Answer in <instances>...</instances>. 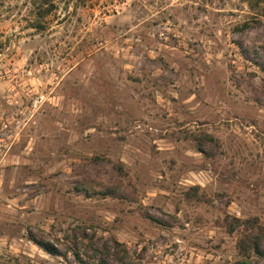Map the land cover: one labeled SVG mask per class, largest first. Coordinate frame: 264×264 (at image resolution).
Instances as JSON below:
<instances>
[{"label":"rangeland","instance_id":"374dc122","mask_svg":"<svg viewBox=\"0 0 264 264\" xmlns=\"http://www.w3.org/2000/svg\"><path fill=\"white\" fill-rule=\"evenodd\" d=\"M112 239L264 264L263 0H0V264Z\"/></svg>","mask_w":264,"mask_h":264},{"label":"trees","instance_id":"16d2710c","mask_svg":"<svg viewBox=\"0 0 264 264\" xmlns=\"http://www.w3.org/2000/svg\"><path fill=\"white\" fill-rule=\"evenodd\" d=\"M199 150H201V147H199ZM34 242L51 255H61L56 245L49 240H38ZM237 247L241 252L247 249H253L259 252L260 248L258 241H248L246 243L242 239L237 242ZM87 248L90 252H81L80 250L74 252L75 259L79 264H122L124 261L123 253H127L124 244L116 239L108 240L101 244L91 243Z\"/></svg>","mask_w":264,"mask_h":264},{"label":"water","instance_id":"95a60500","mask_svg":"<svg viewBox=\"0 0 264 264\" xmlns=\"http://www.w3.org/2000/svg\"><path fill=\"white\" fill-rule=\"evenodd\" d=\"M234 264H252V263L245 261V260H239V261L235 262Z\"/></svg>","mask_w":264,"mask_h":264},{"label":"built area","instance_id":"2783aa9c","mask_svg":"<svg viewBox=\"0 0 264 264\" xmlns=\"http://www.w3.org/2000/svg\"><path fill=\"white\" fill-rule=\"evenodd\" d=\"M36 104V103H35ZM34 106H36V105H34Z\"/></svg>","mask_w":264,"mask_h":264}]
</instances>
